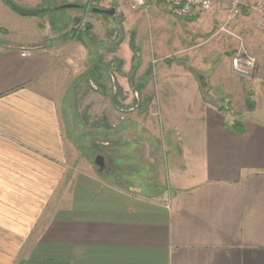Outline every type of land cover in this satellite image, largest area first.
Instances as JSON below:
<instances>
[{
  "label": "crops",
  "instance_id": "1",
  "mask_svg": "<svg viewBox=\"0 0 264 264\" xmlns=\"http://www.w3.org/2000/svg\"><path fill=\"white\" fill-rule=\"evenodd\" d=\"M127 1L99 4L108 8L115 3L120 12ZM152 7L156 21L172 19L170 6ZM222 13L215 8L211 23L204 24L206 17L195 12L175 23L176 33L158 22L178 46L181 36L204 41L210 33L200 27L208 25L212 31ZM27 18L0 0V28L8 31L0 40V264H264V109L246 110L254 100L232 76L229 56L220 60L213 53L221 39L210 34L204 51L185 60L198 67L205 53L210 87L238 109L243 102L241 116L215 108L202 97L204 87L179 69L180 62L166 58L158 68V87L167 97L166 113L176 121L163 123L165 166L162 155L155 157L160 166L152 165L148 137L142 148L131 150L136 152L134 164L132 152L123 148L125 127L136 125L156 138L153 121H122L114 124L122 133L110 139V171L95 177L82 147L75 149L74 136L66 133L61 141L65 127L56 110L63 98L58 102L49 89L26 83L44 67H37L33 55L21 56L22 50L38 52L46 44L53 53L64 45L76 46L69 37L72 27L68 24L62 32L54 22L49 24L53 30L41 29ZM25 25L31 31L16 34ZM263 56L256 55L255 82L264 79ZM238 122L242 133L233 129ZM95 136L103 137V128L96 127ZM100 144L108 146L109 141L100 138ZM143 156L149 159L147 166L138 160ZM137 167L142 173L133 178ZM163 170L169 189L153 178Z\"/></svg>",
  "mask_w": 264,
  "mask_h": 264
},
{
  "label": "rangeland",
  "instance_id": "2",
  "mask_svg": "<svg viewBox=\"0 0 264 264\" xmlns=\"http://www.w3.org/2000/svg\"><path fill=\"white\" fill-rule=\"evenodd\" d=\"M11 1L26 9H50V12L38 16H27L29 17L27 21L38 22L37 26L41 29L44 28L43 26H48L53 30L52 24L51 26L49 24L54 22L60 23L64 28L61 30L62 32L64 30L66 32L68 24L73 29H71L73 32L69 33V37L71 42L77 43L76 46L72 44L70 48V46L64 45L58 53H53L48 51V44H43L44 46H41L40 50L44 52H36L37 49L32 48L31 50H22L21 56L30 57L33 55L37 57V67H40L41 64V67H44L38 74L35 72L32 75L33 77L25 79V82L27 80L26 83L33 82L43 89H49L52 94L54 93L53 95L58 99V102L63 98L60 101V109L57 106L56 110L59 125L65 127L61 141L65 140L64 135L66 133L74 136L77 141L75 149H78L79 146L82 147L83 150L81 151L87 155L88 169L95 177L108 175L107 171H110L112 163L111 135L118 132L122 133V131L123 140L125 141L123 148L127 154L135 147L142 148L143 141L148 137L152 140L151 160L154 159L152 165L158 167L161 163L162 167L165 166L164 148L168 145L162 137L164 135L163 123L164 121H176V118L174 119L173 116L168 114L169 112L166 113L167 97L159 91L158 87V68L164 65L166 58L167 60L175 59L180 62L179 69L190 73L194 81L199 86L204 87L201 89L202 97L215 108L226 107L225 111H229L231 116H241L246 108L243 106V102L238 109L230 101H224L225 97L222 91L212 90L210 87L207 80L209 78L208 57L205 56V53L200 56V61H204V63L198 65V67L190 59L185 60V57L193 52L204 51V45L208 43L210 34L214 39L218 37L221 39L216 46L219 50H215L214 55L219 56L220 60L224 59L225 54L229 56L227 61H229L232 76L240 79L242 82L241 89L246 94L248 93L249 98L251 97L254 100L253 107L246 108V110L264 109V79L259 78L261 81L258 79V82L254 81L258 68V57L256 55L259 53L261 56L264 53V46L259 45L264 43V31L259 27L260 17L263 14L260 4L264 3V0H242L244 5L240 6L238 14L233 18H230L229 14L231 0H210L208 11L195 10V12L203 13L204 16L202 17H206L202 23H211L209 16L212 17L215 8L223 10V19L216 18L214 22L216 25H214L212 31H210L208 25L200 27V30H205L203 32L210 33L202 37L204 41L192 37L189 42L187 38L181 36L180 42L182 43L178 46L172 35L168 33L166 36L162 31L165 32L164 27L168 26L176 33L174 30L175 23H181L182 18L189 17L195 12L185 17L176 16L173 14L172 6L162 0H141L140 4H138L139 0H128L125 9L120 10V12L117 11V4L115 3L110 4L108 8H101L99 0H73V3L81 6V8L72 10H55L61 5L72 4L68 3L67 0ZM154 4L170 6L171 14L170 12L169 14L172 19L158 20L164 24V27L159 26V22L156 21L158 17L155 16V10L152 7ZM113 6L116 10L113 17L91 13L90 11L92 7L110 9L114 8ZM30 26L25 25L16 34H28L31 31ZM87 27L88 30H86ZM0 30L5 29L0 28ZM191 33L193 35L195 32ZM2 36L4 35L0 33V40H3ZM240 42H242L248 56L255 61L250 76L242 75L233 67L232 61L239 51ZM61 44H63V41ZM139 56L140 58H147L149 62L139 60ZM47 62L50 63L49 67ZM54 63L55 67L53 66ZM112 64L115 65L116 70H114ZM148 70H150L149 74L144 77ZM122 121H153L155 125L153 130L156 129L158 134L156 138L155 136L152 137L141 130L140 127L137 128L136 125L131 128L125 127L120 131V129H116L117 126L114 124ZM188 121H193V119L190 118ZM96 127L103 128V137L96 138ZM113 127L116 129L115 132L112 131ZM100 138L102 141H109V145L100 144ZM127 140L131 141L128 142ZM135 141H138L136 146L133 145ZM131 152L130 157L134 164L135 158L133 156L136 155V152ZM157 155H162L161 160L159 159L160 163L156 160L158 158H155ZM99 156L103 158L105 163V168L101 171L94 164V160ZM138 160L145 166L149 164V159H145L144 156L139 157ZM141 168L134 169L133 178L140 177ZM146 170L147 173L149 170L147 168ZM161 173L153 174V178H159L160 180L156 179L159 185L161 187L165 185L169 189L170 184L166 179L165 170Z\"/></svg>",
  "mask_w": 264,
  "mask_h": 264
},
{
  "label": "built area",
  "instance_id": "3",
  "mask_svg": "<svg viewBox=\"0 0 264 264\" xmlns=\"http://www.w3.org/2000/svg\"><path fill=\"white\" fill-rule=\"evenodd\" d=\"M168 3L173 8V14L176 16H189L195 10L199 9L200 11H208L210 8V0H162ZM142 1L139 0L138 4ZM261 3V2H260ZM259 3V4H260ZM241 5H244V1L242 0H231L230 1V18L235 17L238 14V10ZM261 14L259 27L264 31V3L260 4ZM233 67L236 71H239L242 75L250 76L253 68H254V59L246 53L242 42L239 43V51L235 54L233 58Z\"/></svg>",
  "mask_w": 264,
  "mask_h": 264
},
{
  "label": "water",
  "instance_id": "4",
  "mask_svg": "<svg viewBox=\"0 0 264 264\" xmlns=\"http://www.w3.org/2000/svg\"><path fill=\"white\" fill-rule=\"evenodd\" d=\"M4 1L11 9H13L15 12H17L23 16H38L40 14H44V13L51 11L48 8L26 9V8H22V7L17 6L11 0H4ZM80 8H81V6H78L75 4H65V5H61V6L57 7L55 10L80 9ZM90 11H91V13L104 15V16H108V17L115 16V12H116L115 8L101 9V8H96V7H92ZM94 164L97 167H99V171H101L104 167L103 158L100 156L97 157L94 160Z\"/></svg>",
  "mask_w": 264,
  "mask_h": 264
},
{
  "label": "trees",
  "instance_id": "5",
  "mask_svg": "<svg viewBox=\"0 0 264 264\" xmlns=\"http://www.w3.org/2000/svg\"><path fill=\"white\" fill-rule=\"evenodd\" d=\"M86 30H88V27L86 28ZM0 33H2L3 35L7 34V32L5 30H0ZM233 129L236 131V132H239V133H242L243 130L241 129V125L240 123H235Z\"/></svg>",
  "mask_w": 264,
  "mask_h": 264
}]
</instances>
